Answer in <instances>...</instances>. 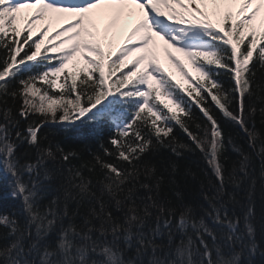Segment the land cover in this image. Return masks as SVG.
<instances>
[{
  "label": "snow or ice",
  "instance_id": "6c2138e0",
  "mask_svg": "<svg viewBox=\"0 0 264 264\" xmlns=\"http://www.w3.org/2000/svg\"><path fill=\"white\" fill-rule=\"evenodd\" d=\"M129 5L141 10L139 19L119 49L106 52L108 32ZM102 6L103 30L95 15ZM25 8L35 11L21 29ZM262 9L264 0H0V173L6 198L19 202L0 213V264H264V135L249 103H264V31L253 23ZM66 15L70 22L51 34L50 23L37 29L39 21ZM157 38L189 87L165 71ZM78 53L86 67L66 72ZM133 53L140 54L126 63ZM213 105L239 126L251 151L224 132ZM259 113L264 117V108ZM102 121L113 126L112 150L101 147L115 163L96 155L95 163L67 167L79 154L44 145L40 136L49 123L99 136ZM177 127L191 144L177 140ZM229 147L240 157L230 171ZM165 148L177 157L202 154L215 177L205 173L200 181L203 203L186 202L178 162L162 159L157 167L148 159ZM97 165L101 176L84 175ZM184 176L196 178L191 169ZM230 184H246L245 197L229 192Z\"/></svg>",
  "mask_w": 264,
  "mask_h": 264
},
{
  "label": "trees",
  "instance_id": "16d2710c",
  "mask_svg": "<svg viewBox=\"0 0 264 264\" xmlns=\"http://www.w3.org/2000/svg\"><path fill=\"white\" fill-rule=\"evenodd\" d=\"M255 27L258 31H264V16L261 21L253 22ZM37 26L41 28L38 23ZM35 34V33H34ZM27 50V48L25 49ZM5 58V55L2 51H0V61H2ZM40 58H38L39 60ZM257 68H259V65H257ZM77 72L78 70H74V68H69L67 72ZM65 75V74H64ZM64 75L60 77L57 80V85L63 83ZM94 76L96 74H93ZM119 75V73L117 74ZM198 77V76H197ZM258 77L260 81H264V74L258 73ZM79 79H83L82 76H78V83ZM221 79L225 82L226 86H229L231 84L230 78L228 76H222ZM38 87H42V90L44 87H47L46 85L42 86V82L38 83ZM54 93L59 94V89L54 88L52 90ZM261 95H264V93H260ZM162 100H165V97L161 96ZM253 101H255L257 113L255 116V127L257 131L261 132L262 135H264V117H262L259 113L260 108H264V103H261L260 101L256 100L255 97L252 98V100L249 101L251 104ZM166 103L170 105V102L168 100H165ZM211 103V101H209ZM9 105L13 106L14 108L19 106V102L17 101L15 105H13V102L9 100ZM171 106V105H170ZM175 110V109H174ZM193 112L195 116L197 117L196 122L204 124L205 120L203 118L202 113L194 107ZM213 113L215 117L217 118L218 122L222 125L223 130L226 134H229L233 137L235 143L242 145L246 151H251V149L248 148L247 144V136L240 130L239 126L231 122L229 119H227L223 113L216 108L213 105ZM23 127H27L26 122H22ZM194 127V126H193ZM176 138L181 143L191 144V141L189 138L177 127L175 130ZM100 135L98 136L91 128L88 127H82V128H74L70 131H65L63 128H61L58 124L55 123H49L45 124V126L41 129L40 136L43 139L42 142L44 145L51 144L54 148L55 146L59 145L60 148H62L65 152H71L75 151L79 154L78 158H74L71 160V163L66 165L67 167H71L73 165L79 167L81 164L88 163L92 164L95 163L94 156L99 155L104 158L106 161L116 162L113 157L106 156L104 154L103 148L101 147V144L103 143L105 147H108L109 150H112V145L108 143V139L110 136L113 135V126L109 121H102L100 125ZM28 145H23L20 149V152L23 153L24 149L27 148ZM59 155V153L57 154ZM229 157V161L227 164L228 170H231L232 162L238 160L240 157L237 155L236 152L231 150V147H229V151L227 153ZM35 156V152L33 151V157ZM148 159L152 160L154 163H157V167H159V161L168 160V161H176L179 164V169L177 172V179L180 181V190L184 192L185 200L189 203H203V200L199 198L197 195L200 189V181L205 179V173H208V178L211 180H215L214 176H211L210 169L208 165L206 164L202 154L199 151H196L195 153H190L185 151L184 154L180 157H177L175 154H173L170 149H161L159 153L152 154L148 157ZM126 166V165H125ZM253 167L255 168L257 176L259 175V158L254 157L253 159ZM191 169L193 173L196 174V178L193 179L192 176H184L185 170ZM85 176H92L93 180L97 178V176H101L102 173L100 172L99 166L96 167L95 173H89L87 169L84 170ZM25 179H27V176H25ZM5 179L2 173H0V213H8L13 210L14 207L18 206V201H13L11 199L6 198V192L7 189L4 187ZM247 185H242L240 189H234L232 185L230 184L228 186V191H237L238 192V199H242L245 197V188ZM255 199L257 204V212L260 211V189H259V183L257 185V191L255 193ZM246 202V201H244ZM206 206V205H205ZM237 214L242 215L243 210L237 209ZM259 259V258H258Z\"/></svg>",
  "mask_w": 264,
  "mask_h": 264
},
{
  "label": "rangeland",
  "instance_id": "374dc122",
  "mask_svg": "<svg viewBox=\"0 0 264 264\" xmlns=\"http://www.w3.org/2000/svg\"><path fill=\"white\" fill-rule=\"evenodd\" d=\"M136 8L135 5H129L125 8L124 10V15L121 17L120 21L118 22V24L111 29L108 32L107 35V39L105 40V44L106 46H110L113 44H116L118 42V38H120L121 33L123 34H127V32L129 31V29H131L132 26H134L133 24H135L137 22V18H136V14L134 13V9ZM106 6H102L100 9L95 10V15H96V19L97 22L100 26L101 29L105 28L108 22V16L106 15L105 12ZM141 12V10H140ZM68 18H72L70 15H66L60 19H56V18H51L49 20H45L48 23H54L55 26H62L64 24V22L68 19ZM123 29V32H122ZM157 40L159 41V39L157 38ZM160 42V41H159ZM163 44V42H162ZM164 45H161L160 47H158L157 49V55L159 57L160 63L162 64V66L164 67L165 71H168L169 73H171L175 78H177L184 86H189V81L184 77L183 73L181 72V70L176 66V64L171 61L170 59H168L167 54L164 52L163 48ZM140 53H133L132 56L128 57V60L126 61V63H131V61ZM83 54L78 53L76 55V57H74V60L71 61L68 66H72L75 62L77 58L78 60L81 59L83 60L84 57ZM186 61H183L184 64L187 66L188 71L190 73H195V69L192 67L191 63L188 61V59L186 58ZM83 62V61H81Z\"/></svg>",
  "mask_w": 264,
  "mask_h": 264
}]
</instances>
